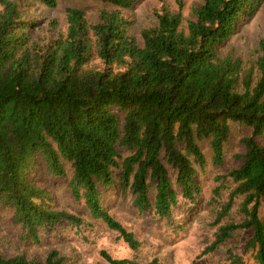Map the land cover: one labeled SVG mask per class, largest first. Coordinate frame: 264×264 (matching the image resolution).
I'll return each instance as SVG.
<instances>
[{"label": "trees", "instance_id": "1", "mask_svg": "<svg viewBox=\"0 0 264 264\" xmlns=\"http://www.w3.org/2000/svg\"><path fill=\"white\" fill-rule=\"evenodd\" d=\"M55 6L57 0H40ZM93 19L66 8L65 25L49 20L55 34L38 38L39 24L19 0H0V207L27 237L82 217L51 205L41 174L65 177L72 195L93 218L117 231L132 250L141 245L102 203L106 190L131 192L139 211L152 209L172 229L178 189L191 204L200 186L197 164L225 159L232 123L246 127L240 163L214 179L212 198L226 182L227 197L214 217L215 253L233 232H247L240 251L225 249L226 264H264V35L256 56L225 49L230 36L264 0H200L183 15L160 0L155 22L132 32L122 9L138 0H102ZM207 152V153H206ZM42 172V173H41ZM154 189L153 197L150 194ZM236 204L240 221H224ZM106 264H159L100 250ZM58 250L44 258L3 254L0 264H64Z\"/></svg>", "mask_w": 264, "mask_h": 264}, {"label": "rangeland", "instance_id": "2", "mask_svg": "<svg viewBox=\"0 0 264 264\" xmlns=\"http://www.w3.org/2000/svg\"><path fill=\"white\" fill-rule=\"evenodd\" d=\"M165 1L173 9L177 7L174 0ZM199 1L185 0L183 15L189 16L191 7ZM19 2L26 17L39 20V24L32 30L38 38L55 34L49 25L52 18H57L60 27H64L66 8L69 6L83 8L90 19L94 18L100 8L111 7V4L102 0H57L55 6H47L40 0ZM159 5L160 0H138L132 8L122 9L124 14L134 19L132 32L137 37L141 27L155 22L154 9ZM263 35L264 9L260 8L252 18L238 26L227 40L225 49L243 59H251L256 56L258 40ZM246 132V127L232 123V131L225 145L224 163L220 166L212 164L206 152L207 160L203 169L197 164L196 180L200 189L196 193V202H188L178 189L177 204L171 221L179 222L180 228L172 229L165 219L155 216L151 208L139 211L133 204L131 192L104 191L103 205L141 240L137 250L129 248L118 232L109 228L104 221L90 215L84 201L72 195L65 177H50L41 172V183L48 189L51 205L73 212L81 216L83 221L76 225L63 220L55 224L50 231L42 229L38 238L33 240L25 235L21 224L13 220L10 212L0 207V252L7 255L21 253L27 258H44L49 250L56 249L64 256V264H106L100 254L101 249L114 257H133L137 260L156 256L159 264H226L222 258L225 249L240 251L247 232L234 231L231 240L222 244L215 253H203L202 250L214 238L218 225L214 217L228 192V184L225 182L217 197L212 198L213 187L218 183L214 177L240 163L241 159L234 155L243 151L240 138ZM259 140L264 143V134ZM150 194L153 197V188ZM260 214L264 215V198ZM240 219L241 214L235 204L224 221Z\"/></svg>", "mask_w": 264, "mask_h": 264}]
</instances>
